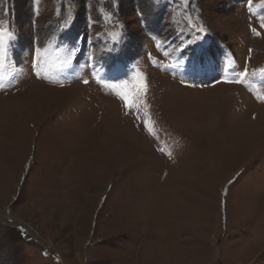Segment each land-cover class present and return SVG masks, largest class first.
<instances>
[{
  "label": "rangeland",
  "instance_id": "obj_1",
  "mask_svg": "<svg viewBox=\"0 0 264 264\" xmlns=\"http://www.w3.org/2000/svg\"><path fill=\"white\" fill-rule=\"evenodd\" d=\"M0 31V264H264V0H0Z\"/></svg>",
  "mask_w": 264,
  "mask_h": 264
},
{
  "label": "snow or ice",
  "instance_id": "obj_2",
  "mask_svg": "<svg viewBox=\"0 0 264 264\" xmlns=\"http://www.w3.org/2000/svg\"><path fill=\"white\" fill-rule=\"evenodd\" d=\"M11 35H12V34L9 33V36H11ZM36 51L39 53L40 50L37 49ZM2 60H3V32L0 31V61H2ZM246 75H247V71L240 73V76H241V77H244V76H246ZM83 82H84V83H88L87 80H85V81H83ZM141 88H142V89L144 88V85H143V84L141 85ZM124 100H125V105H126V107L130 106V104L128 103V97H127L126 94L124 95Z\"/></svg>",
  "mask_w": 264,
  "mask_h": 264
},
{
  "label": "bare ground",
  "instance_id": "obj_3",
  "mask_svg": "<svg viewBox=\"0 0 264 264\" xmlns=\"http://www.w3.org/2000/svg\"><path fill=\"white\" fill-rule=\"evenodd\" d=\"M39 98H41L42 100H43V98L42 97H39ZM33 103H35L34 101H33ZM38 103H39V101H38ZM44 103V102H43ZM215 104V103H214ZM36 105V104H35ZM210 115V117L212 118V120H214V118L212 117V116H214V114H209Z\"/></svg>",
  "mask_w": 264,
  "mask_h": 264
}]
</instances>
